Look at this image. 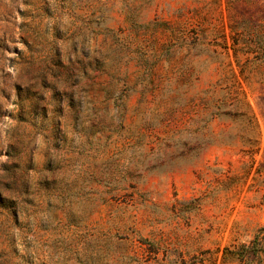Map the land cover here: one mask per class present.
Masks as SVG:
<instances>
[{"label": "rangeland", "instance_id": "obj_1", "mask_svg": "<svg viewBox=\"0 0 264 264\" xmlns=\"http://www.w3.org/2000/svg\"><path fill=\"white\" fill-rule=\"evenodd\" d=\"M0 264H264V0H0Z\"/></svg>", "mask_w": 264, "mask_h": 264}, {"label": "trees", "instance_id": "obj_2", "mask_svg": "<svg viewBox=\"0 0 264 264\" xmlns=\"http://www.w3.org/2000/svg\"><path fill=\"white\" fill-rule=\"evenodd\" d=\"M243 250H244V248H243ZM246 256H247V255L245 254V255H244V259L247 258Z\"/></svg>", "mask_w": 264, "mask_h": 264}]
</instances>
